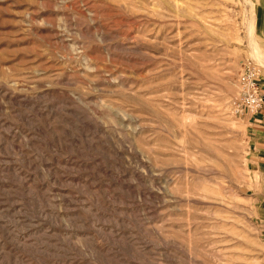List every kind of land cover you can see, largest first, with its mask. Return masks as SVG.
I'll return each mask as SVG.
<instances>
[{"label":"rangeland","instance_id":"1","mask_svg":"<svg viewBox=\"0 0 264 264\" xmlns=\"http://www.w3.org/2000/svg\"><path fill=\"white\" fill-rule=\"evenodd\" d=\"M248 61L255 0H0V264H264Z\"/></svg>","mask_w":264,"mask_h":264},{"label":"crops","instance_id":"2","mask_svg":"<svg viewBox=\"0 0 264 264\" xmlns=\"http://www.w3.org/2000/svg\"><path fill=\"white\" fill-rule=\"evenodd\" d=\"M257 4V32L264 47V0H255ZM254 27L256 23L254 22ZM264 87V71H263ZM249 138L247 159L254 176L264 177V108L256 114L243 113Z\"/></svg>","mask_w":264,"mask_h":264},{"label":"built area","instance_id":"3","mask_svg":"<svg viewBox=\"0 0 264 264\" xmlns=\"http://www.w3.org/2000/svg\"><path fill=\"white\" fill-rule=\"evenodd\" d=\"M263 68L254 61L246 62L238 76L236 112L256 114L264 108Z\"/></svg>","mask_w":264,"mask_h":264},{"label":"bare ground","instance_id":"4","mask_svg":"<svg viewBox=\"0 0 264 264\" xmlns=\"http://www.w3.org/2000/svg\"><path fill=\"white\" fill-rule=\"evenodd\" d=\"M253 26H254V21H253ZM254 28V27H253ZM255 40H256V36L254 35L253 36V43L255 44V50H258V45H257V43L255 42Z\"/></svg>","mask_w":264,"mask_h":264}]
</instances>
